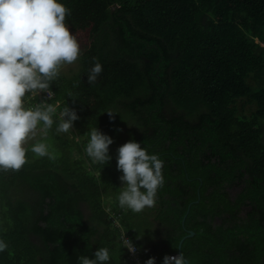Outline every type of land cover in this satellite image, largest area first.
I'll return each instance as SVG.
<instances>
[{"label": "trees", "instance_id": "trees-1", "mask_svg": "<svg viewBox=\"0 0 264 264\" xmlns=\"http://www.w3.org/2000/svg\"><path fill=\"white\" fill-rule=\"evenodd\" d=\"M60 2L79 68L50 82L59 105L42 139L54 158L29 150L0 171L1 264H80L98 247L125 264L122 226L144 262L162 264L185 237L189 264H264V0ZM66 106L79 119L57 132ZM93 127L113 139L109 163L85 152ZM130 139L163 161L150 248L135 221L144 209L117 200L116 150Z\"/></svg>", "mask_w": 264, "mask_h": 264}, {"label": "clouds", "instance_id": "clouds-1", "mask_svg": "<svg viewBox=\"0 0 264 264\" xmlns=\"http://www.w3.org/2000/svg\"><path fill=\"white\" fill-rule=\"evenodd\" d=\"M70 10L60 0H0V171L19 170L26 163V152L52 159L50 146L36 140L25 145L39 133L42 137L54 123L56 106L25 107L26 93L43 91L59 75L62 64H71L80 54L75 33L69 31L65 17ZM102 71L96 62L88 71L87 81L93 83ZM110 115L112 112H108ZM57 132H68L79 119L74 108L64 107L60 112ZM113 139L93 127L85 147L93 163H109V145ZM116 167L122 173L121 191L117 200L121 208L140 212L155 204L157 190L164 183L163 161L134 139L116 150ZM8 247L0 238V252ZM121 247L135 253L133 241L125 238ZM80 264H107L110 251L98 247L92 258L81 255ZM144 264H155L149 257ZM162 264H189L183 252L164 255Z\"/></svg>", "mask_w": 264, "mask_h": 264}, {"label": "rangeland", "instance_id": "rangeland-1", "mask_svg": "<svg viewBox=\"0 0 264 264\" xmlns=\"http://www.w3.org/2000/svg\"><path fill=\"white\" fill-rule=\"evenodd\" d=\"M80 53H81V51H80ZM78 68H79V61L77 58L71 64H62L60 67V71L64 72L65 74L71 75V74L75 73L76 71H78ZM24 100H25V107L34 108L37 105H42L40 103L36 104L35 102H33L32 96L25 97ZM53 105H55L56 109H57V106L59 105V101ZM60 112L58 114H60ZM43 137H45V136H43ZM43 137L38 133L37 136L33 140H29L25 146L28 147L32 143H35L36 140H40ZM121 185H122V182H121ZM238 191L237 190H231V193L236 195ZM144 213H146V215H148L150 213V209L144 210ZM150 218H151V215H149L145 218L143 216H136L135 217V221H137V224L141 230V234L144 237V240H143V247L144 248H150L152 246L153 242L156 240V237L159 235V231L161 232L160 228L156 229L155 231L152 229V227H151L152 223L150 221Z\"/></svg>", "mask_w": 264, "mask_h": 264}, {"label": "built area", "instance_id": "built-area-1", "mask_svg": "<svg viewBox=\"0 0 264 264\" xmlns=\"http://www.w3.org/2000/svg\"><path fill=\"white\" fill-rule=\"evenodd\" d=\"M54 95H55L54 91L51 88H48L46 90L34 92L31 94L26 93L25 97L32 96L33 102H35L36 104L40 103L42 105H45L50 103V100L54 97ZM123 236L124 234L121 235V239L123 238ZM125 238L130 239L126 234H125ZM134 245L136 246V251L135 253H131L127 250V259L125 264H144L143 253L141 249L136 244ZM177 254H172V255H177Z\"/></svg>", "mask_w": 264, "mask_h": 264}, {"label": "crops", "instance_id": "crops-1", "mask_svg": "<svg viewBox=\"0 0 264 264\" xmlns=\"http://www.w3.org/2000/svg\"><path fill=\"white\" fill-rule=\"evenodd\" d=\"M147 209H150V207H145L144 208V210H147ZM155 211L154 210H152L151 211V209H150V213L148 214V215H145L146 217L147 216H149V215H151V218H150V221H152L153 222V224H151L152 226V229L155 231L156 229H159L160 227H161V225H160V223L158 222V221H156L155 219H154V217H153V215L155 214L154 213ZM146 214V213H145ZM116 223H118V220H116ZM121 231H122V234H126L129 238H130V236L128 235V233H127V231H126V228H124V226H122L121 227ZM158 231V230H157ZM156 231V232H157ZM121 234V235H122ZM130 240H131V238H130ZM143 250V249H142Z\"/></svg>", "mask_w": 264, "mask_h": 264}, {"label": "water", "instance_id": "water-1", "mask_svg": "<svg viewBox=\"0 0 264 264\" xmlns=\"http://www.w3.org/2000/svg\"><path fill=\"white\" fill-rule=\"evenodd\" d=\"M192 235H194V232L193 231L189 232V234L187 236H192ZM184 238L180 242L178 253L182 251V248L181 247H182V242H183ZM0 264H1V262H0Z\"/></svg>", "mask_w": 264, "mask_h": 264}]
</instances>
